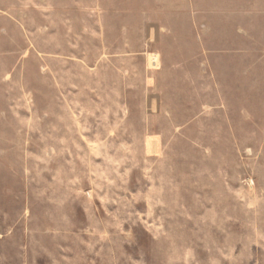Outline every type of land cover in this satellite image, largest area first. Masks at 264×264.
Instances as JSON below:
<instances>
[{
	"label": "rangeland",
	"instance_id": "1",
	"mask_svg": "<svg viewBox=\"0 0 264 264\" xmlns=\"http://www.w3.org/2000/svg\"><path fill=\"white\" fill-rule=\"evenodd\" d=\"M0 264H264V0H0Z\"/></svg>",
	"mask_w": 264,
	"mask_h": 264
},
{
	"label": "crops",
	"instance_id": "2",
	"mask_svg": "<svg viewBox=\"0 0 264 264\" xmlns=\"http://www.w3.org/2000/svg\"><path fill=\"white\" fill-rule=\"evenodd\" d=\"M153 32H154V31H151V30H150V34H152Z\"/></svg>",
	"mask_w": 264,
	"mask_h": 264
}]
</instances>
